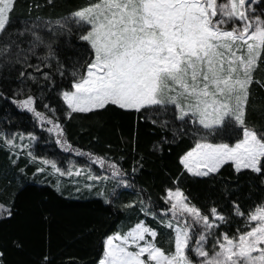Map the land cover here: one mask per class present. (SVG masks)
<instances>
[{
    "label": "snow or ice",
    "instance_id": "obj_1",
    "mask_svg": "<svg viewBox=\"0 0 264 264\" xmlns=\"http://www.w3.org/2000/svg\"><path fill=\"white\" fill-rule=\"evenodd\" d=\"M17 3L0 0V79L5 70L9 76L14 71L20 86L10 97L0 88V97L31 112L41 128L50 125L46 130L55 133L60 148L86 156L110 173L96 175L86 166L92 183L85 187L106 203L117 197V190L99 185L111 179L117 187L135 190L130 176L142 163L129 174L119 162L124 157L75 147L63 118L109 108L134 111L171 133L154 142L153 150L163 152L165 143L184 137L192 140L193 146L179 156L181 175L212 177L231 165L237 174L250 170L264 177V124L248 119L254 90H264V0H89L65 15L29 14L11 27ZM54 4L46 0L45 6ZM74 29L86 46L82 57L68 64L59 53V38ZM57 75L70 78L59 91L62 116L56 115L61 109L50 104L40 111L33 92V85L54 86ZM43 97L41 91L39 99ZM0 138L17 157L20 149H32L37 135L0 132ZM27 155L62 172L55 159L32 151ZM48 170L37 167L36 173ZM82 174L84 169L77 168L76 175ZM164 193L163 206L141 188L135 199L120 207L135 208L170 230L171 246H161L157 226L138 219L127 231L104 237L97 264H264V201L247 214L233 201L235 215L245 219V230L238 227L230 234L219 232L228 214L215 203L205 212L179 176ZM14 212V199L0 202V217ZM2 257L0 252V264Z\"/></svg>",
    "mask_w": 264,
    "mask_h": 264
},
{
    "label": "trees",
    "instance_id": "obj_2",
    "mask_svg": "<svg viewBox=\"0 0 264 264\" xmlns=\"http://www.w3.org/2000/svg\"><path fill=\"white\" fill-rule=\"evenodd\" d=\"M41 5L36 9L33 4ZM89 0H55L54 6H45L46 0H18L13 16L16 27L31 14L32 16L65 15L77 7L84 6ZM86 45L79 41V32L64 33L59 38V53L68 64L73 58L82 57ZM4 71L0 79V88L10 97L20 85ZM70 78L56 76V84L46 89L33 85L38 97L37 107L45 111L43 104L61 109L56 115L62 116L63 102L59 91L66 88ZM43 91V99H39ZM23 98V97H20ZM250 123L264 124V90H254L248 113ZM67 135L71 143L85 152L107 153L112 158L124 157L119 161L131 174L133 166L139 161L143 167L130 176L133 188L117 187L113 180L105 181L99 187L116 188L117 197L106 203L95 191H89L85 185L92 183L87 179V165L96 175H110L95 167L86 156L77 155L72 150L60 148L55 133H48L45 125L41 128L33 114L20 109L11 99L0 97V132L5 134L33 131L37 140L32 149H20V155L13 156L12 150L0 138V202L15 203V212L11 217H0V252L3 264H97L103 251V239L116 231H127L138 219L158 227V239L161 246L168 248L170 230L158 226L152 217L133 208L125 210L122 203L135 199L141 188L152 200L163 206L164 190L171 186L179 176L182 186L189 190L195 202L207 212L215 203L228 214V222L219 232L235 234L237 228L245 230V219L235 215L233 201H237L246 214L254 205L264 201V177L246 170L237 174L231 165L225 166L219 175L212 177H193L183 172L179 156L193 146L190 138L184 137L175 143H165L163 152L153 150L154 142L170 132L154 126L140 118L136 112H121L115 108L93 113H77L69 120L63 118ZM53 135L55 137H53ZM110 146V148H109ZM55 159L64 172L75 171V166L84 169V174L66 176L56 173L27 155ZM143 160L140 161V157ZM15 159V164L13 160ZM89 162V164H87ZM93 163V164H92ZM37 167H47L43 174L36 173ZM24 169V172H20ZM35 173V175H33ZM59 184V190L57 185ZM22 186V190H21ZM76 189H80L76 191ZM18 195L14 196V193Z\"/></svg>",
    "mask_w": 264,
    "mask_h": 264
},
{
    "label": "rangeland",
    "instance_id": "obj_3",
    "mask_svg": "<svg viewBox=\"0 0 264 264\" xmlns=\"http://www.w3.org/2000/svg\"><path fill=\"white\" fill-rule=\"evenodd\" d=\"M53 137H55V136L53 135ZM19 142H20V141H19V138H18V139H17V143H19ZM24 143H28L27 139L24 140ZM91 161H92V160H91ZM92 162L95 164L94 161H92ZM93 163H92V164H93ZM87 164H89V162H88ZM71 165H72V166L74 165V168H70V169H71V170H75V171L72 172V174L74 173L73 175H76V170H77V168H81V167H77V166H75L74 162H71ZM94 166H95V167H99L98 164H95ZM61 173H63V170H62ZM66 176H67V175H66Z\"/></svg>",
    "mask_w": 264,
    "mask_h": 264
}]
</instances>
